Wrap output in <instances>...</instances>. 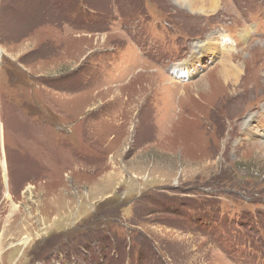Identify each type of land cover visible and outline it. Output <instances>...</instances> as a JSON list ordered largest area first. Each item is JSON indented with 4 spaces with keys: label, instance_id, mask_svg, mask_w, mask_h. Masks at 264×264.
<instances>
[{
    "label": "rangeland",
    "instance_id": "374dc122",
    "mask_svg": "<svg viewBox=\"0 0 264 264\" xmlns=\"http://www.w3.org/2000/svg\"><path fill=\"white\" fill-rule=\"evenodd\" d=\"M183 4L0 0V264H264V0Z\"/></svg>",
    "mask_w": 264,
    "mask_h": 264
},
{
    "label": "bare ground",
    "instance_id": "6f19581e",
    "mask_svg": "<svg viewBox=\"0 0 264 264\" xmlns=\"http://www.w3.org/2000/svg\"><path fill=\"white\" fill-rule=\"evenodd\" d=\"M178 2H183L184 6L186 7L188 10H190L193 13H200V14H204L207 12L210 13H214L216 12L219 7H220V3L222 2V0H177ZM222 7V6H221ZM206 15V14H205ZM209 41V40H208ZM207 44V43H206ZM257 44V43H256ZM209 46V45H208ZM208 48V47H207ZM205 50V49H204ZM228 60V59H227ZM242 70L240 68L239 65L236 64H232L231 62H223L221 64V68H220V77L223 80V83L229 87L231 84H238L239 82V78H240V74H241ZM243 73V72H242ZM189 78V77H188ZM181 79V78H180ZM195 86H203L204 83L203 81H199V83L196 82V84H194ZM234 87V86H233ZM232 87V88H233ZM248 130H252L251 126H247ZM246 129V130H247ZM253 130H256L253 128ZM258 131V130H257ZM262 132V131H261ZM249 133V132H248ZM250 135V134H249ZM252 135V134H251ZM262 135V136H261ZM255 136V135H254ZM260 136L262 138H264V133L260 134ZM262 140V139H261ZM259 143V151L264 153V141H259L257 142ZM5 166V163H4ZM6 230V229H5ZM4 236V235H3ZM3 246V245H1Z\"/></svg>",
    "mask_w": 264,
    "mask_h": 264
}]
</instances>
